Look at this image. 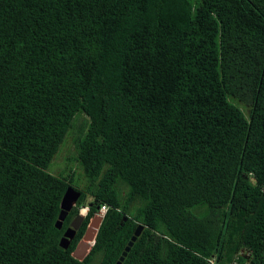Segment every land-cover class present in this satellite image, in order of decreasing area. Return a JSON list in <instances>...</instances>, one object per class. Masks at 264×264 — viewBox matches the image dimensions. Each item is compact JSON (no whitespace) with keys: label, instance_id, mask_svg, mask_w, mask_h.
I'll list each match as a JSON object with an SVG mask.
<instances>
[{"label":"trees","instance_id":"obj_1","mask_svg":"<svg viewBox=\"0 0 264 264\" xmlns=\"http://www.w3.org/2000/svg\"><path fill=\"white\" fill-rule=\"evenodd\" d=\"M78 115L84 189L47 171ZM140 224L122 264H264V0H0V264H116Z\"/></svg>","mask_w":264,"mask_h":264},{"label":"water","instance_id":"obj_2","mask_svg":"<svg viewBox=\"0 0 264 264\" xmlns=\"http://www.w3.org/2000/svg\"><path fill=\"white\" fill-rule=\"evenodd\" d=\"M80 194L81 193L77 191L75 188L71 186L67 187L60 203V214L57 222L55 223V227L57 229H61L63 222L65 221L69 212L75 206V203L79 199ZM83 220H84V216L79 211L78 214L72 219L69 227L65 230L63 236L61 237L59 241L60 248L66 250L69 247L70 241L74 238L76 232L81 227ZM102 220L103 218H101L98 215H95L92 218V220L89 222L82 239L80 240L79 244L77 245L76 249L73 252V256L76 259L82 260L88 254V252L91 249V246L90 244L88 245V243H93L94 245L96 234L102 223ZM144 228L145 227L143 225L141 224L138 225V227L134 231L133 236L131 237L127 246L124 248L116 264H122L128 252L130 251L131 247L133 246L134 242L140 236ZM76 252H78V255H76Z\"/></svg>","mask_w":264,"mask_h":264},{"label":"rangeland","instance_id":"obj_3","mask_svg":"<svg viewBox=\"0 0 264 264\" xmlns=\"http://www.w3.org/2000/svg\"><path fill=\"white\" fill-rule=\"evenodd\" d=\"M241 108L247 115V107L242 105ZM86 126L87 117H85L84 115H78L73 122V127L66 134L64 142L60 146L58 152L54 156L47 170L50 174L54 176H59L60 174H63L64 176H72L74 183L80 189H84L87 182L82 167L76 161L75 139L77 138V136H79L81 132L83 133V131H85ZM84 208H80L79 211L81 212ZM76 255H78V252H76ZM97 263L98 262L96 259L94 264Z\"/></svg>","mask_w":264,"mask_h":264},{"label":"built area","instance_id":"obj_4","mask_svg":"<svg viewBox=\"0 0 264 264\" xmlns=\"http://www.w3.org/2000/svg\"><path fill=\"white\" fill-rule=\"evenodd\" d=\"M107 209H108V207L106 205L101 206L99 208V210H98L96 215H98L101 218H103L105 213H106V211H107ZM87 211H88V209H87ZM87 211L83 215L84 218L87 215ZM89 244H90L91 247L93 246V243H88V245ZM239 257H243L244 261L243 262H239ZM250 257H251L250 252H248L247 250L242 249V250H240V252L236 255V258L230 264H251ZM208 263L209 264H214V259L213 258L209 259Z\"/></svg>","mask_w":264,"mask_h":264},{"label":"bare ground","instance_id":"obj_5","mask_svg":"<svg viewBox=\"0 0 264 264\" xmlns=\"http://www.w3.org/2000/svg\"><path fill=\"white\" fill-rule=\"evenodd\" d=\"M84 209H85V211H84V212H82V211H81V214H82V215H84V214H85V212L87 211V209H86V208H84Z\"/></svg>","mask_w":264,"mask_h":264}]
</instances>
